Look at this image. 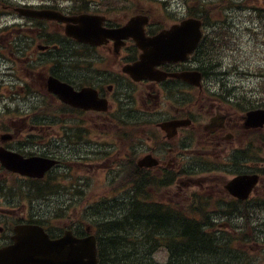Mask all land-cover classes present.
<instances>
[{
  "label": "flooded vegetation",
  "instance_id": "af4514ba",
  "mask_svg": "<svg viewBox=\"0 0 264 264\" xmlns=\"http://www.w3.org/2000/svg\"><path fill=\"white\" fill-rule=\"evenodd\" d=\"M161 1H167L168 12L174 10L175 3L180 6L173 13H165L164 20L196 17L203 21L202 41L207 51L232 47L229 31L234 28L242 0H0V67L4 68L0 69V155L31 162L27 173H23L7 169L0 159V250L13 244L17 228L32 225L41 227L51 239L66 233L76 238H96L91 221L82 219L83 209L101 202V198L125 194L119 188L126 185L112 184L125 177L126 166L139 160L136 149L142 146V133L129 142L139 128H144L132 123L143 112L136 108L141 102L156 100L158 104L160 99L173 110L170 119L190 120V125L180 128L177 136L197 127L205 138L200 144L206 148L200 153L185 148L188 156L209 160L221 157L209 165L208 171H224L230 165L237 173L259 174V184L247 206L254 211L264 209V164L242 163L238 157L247 146L251 153L258 154L264 143L244 141L245 147L240 148L233 140L234 131L242 127V122L234 113L226 112L236 109L230 107L234 103L226 104L206 94L215 89L213 75L209 72L202 81L203 87L194 89L203 91L198 102L210 110L198 121L192 112L193 90L189 83L170 78L134 80L126 71L140 61L142 49L133 36L119 31L132 19L147 17L145 36H155L166 28H160L162 24L156 21L163 14ZM252 1L264 4V0ZM153 3L159 5L157 12L152 11ZM25 10L60 14L66 24L25 15ZM83 14L91 17L90 43H81L65 32L67 27L75 29V16ZM220 26L227 29V35L216 34ZM195 59L158 68L181 72L206 66L205 60L196 64ZM212 66L218 67L220 62ZM49 79L66 85L74 94H82L81 106L94 107L63 103L49 90ZM103 103L105 110L95 109ZM221 116L226 119L219 127ZM243 134L249 135L251 130L243 129ZM216 152L220 153L218 157ZM185 155L180 149L162 150L155 157L160 166L163 164L158 169H172L183 162ZM44 160L56 165L38 175ZM95 170H102L99 178L91 174ZM97 186H101V192L95 195L91 192ZM108 187L113 188L108 191ZM222 194L228 196L224 190ZM68 209L72 210L70 216Z\"/></svg>",
  "mask_w": 264,
  "mask_h": 264
},
{
  "label": "trees",
  "instance_id": "16d2710c",
  "mask_svg": "<svg viewBox=\"0 0 264 264\" xmlns=\"http://www.w3.org/2000/svg\"><path fill=\"white\" fill-rule=\"evenodd\" d=\"M240 6L245 7L242 3ZM259 12L256 19L259 21V31L263 33L261 38L264 40V10ZM222 30L216 31V34L225 36L228 33L225 27H222ZM203 49L201 43L195 54L196 64L205 60L206 66H201L198 70L204 77L209 75V72L214 77L218 75L215 72L217 66L213 67L212 64L219 61V53L214 52L215 50H205L202 54ZM247 75L258 79L257 87L240 93L238 97L223 88L216 89V93L210 91V95L225 102L237 103L241 111L264 108V66L250 70ZM192 90L194 93L193 88ZM201 93L203 94L202 91ZM191 102H194V99ZM143 123L153 122L145 118ZM259 141L264 143V137ZM238 157L242 163L256 162L259 159L258 154L250 152L249 146L241 151ZM195 164L199 167L206 165L199 161ZM129 174L132 175L126 178L130 182L126 183V187L119 188L121 191L125 190L124 195L101 198V202L90 204L83 209L85 214L82 219L91 221L96 228L99 264H250L245 256L248 251L238 249V243H246L247 239L243 236L247 235L248 238L251 235L243 234V230H240V236L234 234L225 237L226 229L215 228V224H220L210 217L216 214L206 211L204 204L186 213L162 201L161 189L168 187L178 178L175 171L171 172L169 179L159 180L155 176H148L146 171L132 164ZM121 176L122 173L119 174V177ZM146 180L151 183H146ZM230 206L232 205H227L226 209H232L233 206ZM217 207L223 210L221 205H214L215 209ZM238 212L228 215L243 219L240 228L244 226V232L249 231L250 213ZM161 251L166 252V260L155 258V254Z\"/></svg>",
  "mask_w": 264,
  "mask_h": 264
},
{
  "label": "rangeland",
  "instance_id": "374dc122",
  "mask_svg": "<svg viewBox=\"0 0 264 264\" xmlns=\"http://www.w3.org/2000/svg\"><path fill=\"white\" fill-rule=\"evenodd\" d=\"M165 2L168 7L167 1ZM245 2L247 4L251 3V1L247 0H245ZM254 4H258L259 7L263 6L262 2H254ZM158 6V4L153 3L152 11L157 12ZM173 7L174 10L170 13H173L175 9L180 6L175 3ZM242 11L243 10H241L240 12ZM240 12L239 18L238 20H236V23L238 24V44L236 46V50L234 52H222V57L220 58V62L222 61V66L217 68V71L215 72H217L218 75H214L213 77L215 79L217 88L227 89L228 91L235 93L237 97L240 95V93L257 87L258 79L255 76L247 74L250 70H253L259 66H264V40L261 38L263 36V33L259 31V21L256 19V17H254L255 15L253 14L247 15V13ZM164 14L165 13L159 16L156 21L161 24L167 23V25L169 26L173 23V21H170L169 19L164 20ZM252 28L256 30V33L252 32ZM3 41H6V38H3ZM0 69L4 70L2 66L0 67ZM3 85L7 87V83H4ZM196 98V93L194 92L192 99L196 100ZM136 109L152 112L150 115H152L154 119L157 120L156 124L163 120L169 119V116H173V110L170 108L168 103H163L161 99L159 100L158 104L156 100H154L153 103L149 104L141 102L139 104V107ZM206 111H208L207 108L204 106L202 107L201 102H197V107L192 109L193 115L197 118L198 121L203 118ZM236 115L239 117L241 113L237 111ZM132 116H135V114H133ZM163 116L166 117L161 118ZM184 132H186L184 137L183 133L172 138L171 141H167L164 137V133H162L158 126L155 125L152 128H139L135 132L133 137L129 139V142H134V139H137V137H139V135L142 133V146L139 150L136 149V156L138 158H143L144 156L151 153L154 154L153 157L158 158V155L162 154V150L169 147L177 150L180 146H184L185 138L189 139L190 148H194L195 153H200L201 150L206 148L200 144V141L205 138L200 132H198L197 127H193ZM260 132L261 133H257L256 135L264 137V129L260 130ZM234 134L235 135L233 137V140L238 143V146L240 148H244L245 145H242V143L247 140L248 136L243 134L241 129L237 131L235 130ZM150 139L155 140L154 146L150 144ZM167 143L170 146H168ZM216 153V156L218 157L220 153ZM258 155L260 157V164H264V148L258 149ZM171 157H173V155ZM201 158L213 163L221 160V157L216 159L213 158L212 160L203 157ZM182 166H185L184 161L180 164L175 165V167ZM159 168H163V164ZM228 171L229 167L220 172L208 173L205 175L185 176L184 178H181L180 181H177L173 186L169 188H163L160 194L161 199L164 203L171 204L175 208H180L182 210L188 211L197 206L196 202H202L206 197H215L217 195H220L223 184L226 181L228 182L232 178L231 174H227ZM101 173L102 170H98L97 172L95 170L91 172V174H94L97 178H99ZM124 178L125 177H123L122 179H118L117 182L113 183L112 185H114V187L122 185L125 186L126 183L130 182V180H124ZM111 188L108 187V191L112 190ZM100 189L101 186H97L91 193L95 192V195H98L101 192ZM222 200L230 202V200L226 197L222 198ZM204 202L205 201H203V203ZM212 209L214 208L210 206L205 207L206 211H210ZM223 212L226 211L223 210ZM71 213L72 210L68 209L67 214L70 216ZM224 215L225 214H223L222 218H214H216V221L221 225L223 224L224 226L228 227L224 235L225 237H227L228 235L231 236L232 234H235V230L239 228L242 221L234 217H229L228 219H226L223 218ZM250 221L252 222L251 226L253 227V230L252 232L245 231V234L251 235V237L247 238V235L243 236L247 239V242L241 243L239 241L238 249L248 251V254H245V256L247 259H249L250 264H264V212H256L255 214H251ZM155 258L160 261L166 260V252H157L155 254Z\"/></svg>",
  "mask_w": 264,
  "mask_h": 264
},
{
  "label": "water",
  "instance_id": "95a60500",
  "mask_svg": "<svg viewBox=\"0 0 264 264\" xmlns=\"http://www.w3.org/2000/svg\"><path fill=\"white\" fill-rule=\"evenodd\" d=\"M23 13L38 18L65 21L62 16L53 12L23 11ZM90 18L87 15L75 17V23L78 25L75 26V29L67 27L66 34L81 41H88L90 35L87 33V29L91 23ZM145 22L144 18L134 19L122 29L125 36H133L142 49L140 61L134 66L128 67L127 73L134 80L158 81L171 77L199 86L200 73L198 72L166 74L155 69V66L163 62L183 61L195 48L200 38V22L195 19L182 21L150 39L144 37L143 25ZM48 83L49 90L63 102L71 106L86 107L81 106L82 94H74L69 87L52 79ZM95 108L104 109V107ZM178 125L179 122L172 121L161 125V127L167 130L170 126L174 129ZM244 125L247 128L262 127L264 125V109L247 112ZM0 159L7 169L23 173H27L26 167L31 164L30 161H23L8 154H1ZM41 164L44 166L47 164L44 168L46 169L52 162L44 160ZM154 165H156L154 162H148V158L140 162V166ZM256 183L257 176H238L227 185L226 189L234 196L245 198ZM68 255L71 257L70 264H97L94 238L72 240L65 236L60 240L51 241L43 231L31 228L26 234L24 231H18L14 237V245L0 251V264H65Z\"/></svg>",
  "mask_w": 264,
  "mask_h": 264
},
{
  "label": "bare ground",
  "instance_id": "6f19581e",
  "mask_svg": "<svg viewBox=\"0 0 264 264\" xmlns=\"http://www.w3.org/2000/svg\"><path fill=\"white\" fill-rule=\"evenodd\" d=\"M144 182V181H143ZM146 183H151V181L150 180H146Z\"/></svg>",
  "mask_w": 264,
  "mask_h": 264
}]
</instances>
